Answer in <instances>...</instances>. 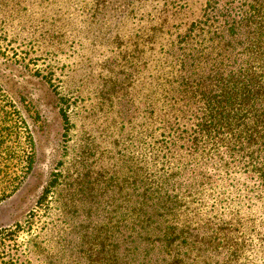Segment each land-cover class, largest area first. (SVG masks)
<instances>
[{
    "label": "trees",
    "instance_id": "trees-1",
    "mask_svg": "<svg viewBox=\"0 0 264 264\" xmlns=\"http://www.w3.org/2000/svg\"><path fill=\"white\" fill-rule=\"evenodd\" d=\"M74 3L93 30L115 22L100 42L112 55L100 64H116L125 87L116 77L108 92L134 87L144 96L135 126L122 125L100 151L107 166L95 177L87 169L79 182L92 177L93 188L123 203L110 213L109 235L119 236L124 253L119 260L113 246L108 264H209L201 256L219 248L249 264L246 250L264 245V0ZM66 7L58 5L57 21ZM130 20L140 28L127 36L121 28ZM33 158L21 113L4 110L0 202L26 179ZM215 195L213 203L202 198ZM242 196L249 203L240 206Z\"/></svg>",
    "mask_w": 264,
    "mask_h": 264
},
{
    "label": "rangeland",
    "instance_id": "rangeland-1",
    "mask_svg": "<svg viewBox=\"0 0 264 264\" xmlns=\"http://www.w3.org/2000/svg\"><path fill=\"white\" fill-rule=\"evenodd\" d=\"M74 1L0 0V116L15 107L34 144L32 170L0 202V264H108L113 246L119 260L124 253L119 236L109 235L110 213L123 207L120 195H102L91 181L100 164L107 166L99 153L110 148L109 135L122 125L135 126L144 96L134 87L115 96L108 92L116 77L125 87L116 64L109 61V71L100 64L112 55L100 42L115 22L93 30ZM61 4L67 15L57 21ZM123 23L127 36L138 33L139 22ZM130 74L132 81L143 76L135 66ZM87 169L92 177L81 185ZM215 178L211 185L217 187ZM216 196L202 198L213 203ZM247 198L239 205L249 203ZM248 250L249 264H264V245L255 242ZM227 253L209 250L201 260L239 264Z\"/></svg>",
    "mask_w": 264,
    "mask_h": 264
}]
</instances>
